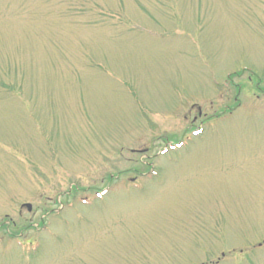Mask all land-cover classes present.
Instances as JSON below:
<instances>
[{"label":"rangeland","instance_id":"374dc122","mask_svg":"<svg viewBox=\"0 0 264 264\" xmlns=\"http://www.w3.org/2000/svg\"><path fill=\"white\" fill-rule=\"evenodd\" d=\"M0 264H264V0H0Z\"/></svg>","mask_w":264,"mask_h":264},{"label":"flooded vegetation","instance_id":"af4514ba","mask_svg":"<svg viewBox=\"0 0 264 264\" xmlns=\"http://www.w3.org/2000/svg\"><path fill=\"white\" fill-rule=\"evenodd\" d=\"M196 111H197V115H196V117H194V119L201 118V117H202V114H201L200 109L196 108ZM230 113H231V112H230ZM230 113H229V114H230Z\"/></svg>","mask_w":264,"mask_h":264},{"label":"water","instance_id":"95a60500","mask_svg":"<svg viewBox=\"0 0 264 264\" xmlns=\"http://www.w3.org/2000/svg\"><path fill=\"white\" fill-rule=\"evenodd\" d=\"M22 207H25V208L27 209V211H29V210H30V206H29V205H27V204L23 205Z\"/></svg>","mask_w":264,"mask_h":264}]
</instances>
